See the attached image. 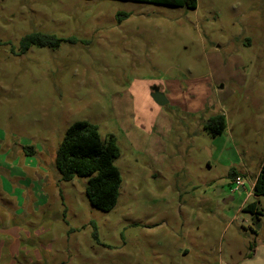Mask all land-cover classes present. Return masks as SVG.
<instances>
[{
  "label": "rangeland",
  "instance_id": "374dc122",
  "mask_svg": "<svg viewBox=\"0 0 264 264\" xmlns=\"http://www.w3.org/2000/svg\"><path fill=\"white\" fill-rule=\"evenodd\" d=\"M32 34L62 42L22 53ZM82 121L121 151L110 212L55 167ZM263 156L264 0H0V264H264L252 184L231 177Z\"/></svg>",
  "mask_w": 264,
  "mask_h": 264
},
{
  "label": "trees",
  "instance_id": "16d2710c",
  "mask_svg": "<svg viewBox=\"0 0 264 264\" xmlns=\"http://www.w3.org/2000/svg\"><path fill=\"white\" fill-rule=\"evenodd\" d=\"M160 6H170L195 10L197 0H122ZM62 40L54 35L32 34L26 36L22 42V53L31 47H58ZM203 129L213 137L224 134L227 121L224 114H218L203 123ZM33 148L26 150L33 154ZM121 156L120 148L114 137L104 140L97 126L88 122H76L66 132L58 148L55 167L65 182L73 181L76 177H88L85 191L91 205L103 212L113 210L119 199L122 177L115 162ZM238 173L232 171L231 177L236 178ZM252 203L246 204L242 211L251 215L254 226L259 229L264 209L259 198L264 197V164L253 188Z\"/></svg>",
  "mask_w": 264,
  "mask_h": 264
},
{
  "label": "crops",
  "instance_id": "0c3cea01",
  "mask_svg": "<svg viewBox=\"0 0 264 264\" xmlns=\"http://www.w3.org/2000/svg\"><path fill=\"white\" fill-rule=\"evenodd\" d=\"M242 87V86H241ZM256 92H254V94H255ZM189 106H191V107H194V108H196L197 110H196V112L197 111H206L207 110V105L205 104V102L203 101V98H201V101H199V102H193V101H190V102H188L187 103ZM256 105V104H255ZM220 114V113H219ZM216 115H218V114H216ZM216 115H214V116H216ZM225 115V114H224ZM213 117V116H212ZM225 117H226V115H225ZM211 118V117H210ZM209 118H207V119H205V118H203L202 120H201V122H200V125H202V123H204L206 120H208ZM226 121H227V129L229 128V124H228V120H227V117H226ZM227 129H226V131H227ZM263 164H264V156L262 157V159H261V163H260V165L258 166V171L256 172V174H254L253 176H250V173H249V170H248V168L246 167L245 168V170L244 171H246V172H237L238 173V176L237 177H242V178H244L245 179V181L247 182L248 180L251 182V184H252V196H253V188H254V185H255V182H256V180H257V177L259 176V173H260V171H261V168H262V166H263ZM234 179L235 178H233V181H234ZM243 190H245V187H243V188H241L240 189V191H243ZM254 197V196H253ZM255 198V197H254ZM262 198H264V197H262ZM256 199V198H255ZM259 201H260V203H261V198H259L258 199ZM246 205V204H245Z\"/></svg>",
  "mask_w": 264,
  "mask_h": 264
},
{
  "label": "built area",
  "instance_id": "2783aa9c",
  "mask_svg": "<svg viewBox=\"0 0 264 264\" xmlns=\"http://www.w3.org/2000/svg\"><path fill=\"white\" fill-rule=\"evenodd\" d=\"M246 181L244 178L242 177H236L233 181V187H234V191L236 190H240L241 188L245 187Z\"/></svg>",
  "mask_w": 264,
  "mask_h": 264
},
{
  "label": "water",
  "instance_id": "95a60500",
  "mask_svg": "<svg viewBox=\"0 0 264 264\" xmlns=\"http://www.w3.org/2000/svg\"><path fill=\"white\" fill-rule=\"evenodd\" d=\"M152 98L155 101V103L159 106H165L168 103L166 98L164 96H162L161 94H158V93L153 94Z\"/></svg>",
  "mask_w": 264,
  "mask_h": 264
}]
</instances>
